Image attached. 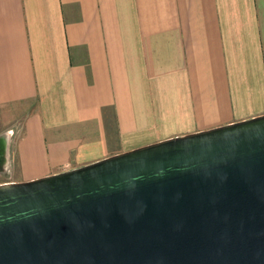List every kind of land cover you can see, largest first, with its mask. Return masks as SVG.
I'll use <instances>...</instances> for the list:
<instances>
[{
	"label": "crops",
	"instance_id": "crops-1",
	"mask_svg": "<svg viewBox=\"0 0 264 264\" xmlns=\"http://www.w3.org/2000/svg\"><path fill=\"white\" fill-rule=\"evenodd\" d=\"M19 179L264 113V0H0Z\"/></svg>",
	"mask_w": 264,
	"mask_h": 264
},
{
	"label": "water",
	"instance_id": "water-1",
	"mask_svg": "<svg viewBox=\"0 0 264 264\" xmlns=\"http://www.w3.org/2000/svg\"><path fill=\"white\" fill-rule=\"evenodd\" d=\"M0 264H264V113L0 183Z\"/></svg>",
	"mask_w": 264,
	"mask_h": 264
},
{
	"label": "rangeland",
	"instance_id": "rangeland-1",
	"mask_svg": "<svg viewBox=\"0 0 264 264\" xmlns=\"http://www.w3.org/2000/svg\"><path fill=\"white\" fill-rule=\"evenodd\" d=\"M9 132L7 159L0 166V183L18 181V156L17 142L22 133L21 125H15L13 121L7 122L0 110V135Z\"/></svg>",
	"mask_w": 264,
	"mask_h": 264
},
{
	"label": "bare ground",
	"instance_id": "bare-ground-1",
	"mask_svg": "<svg viewBox=\"0 0 264 264\" xmlns=\"http://www.w3.org/2000/svg\"><path fill=\"white\" fill-rule=\"evenodd\" d=\"M9 132L0 135V166L5 163L7 159Z\"/></svg>",
	"mask_w": 264,
	"mask_h": 264
}]
</instances>
